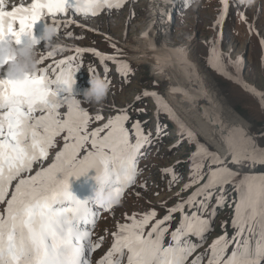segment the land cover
<instances>
[{
  "label": "snow or ice",
  "instance_id": "1",
  "mask_svg": "<svg viewBox=\"0 0 264 264\" xmlns=\"http://www.w3.org/2000/svg\"><path fill=\"white\" fill-rule=\"evenodd\" d=\"M26 2L27 0H20V7L5 12L2 9L9 0H0V44L11 43L13 40L20 44L22 37L33 36L35 26L45 16L51 17L54 24L57 23V17L63 19L70 12L74 16L94 17L106 8L120 9L129 0H85L87 7L83 12L78 7V0H34L30 7L24 6ZM155 2L171 4L173 0H155ZM192 2L193 0H188V6H191ZM220 2L223 13L218 26H222L227 16L229 0H220ZM64 26L71 27V24ZM72 38L68 37V39ZM261 44L264 47V41ZM65 50L56 49L57 52ZM70 51H74L77 57H82L86 50L75 48ZM89 54L95 56L101 64L107 61L116 62L114 58L103 56L98 52ZM48 57L52 58L50 54ZM74 59L75 57L73 60H64L60 64L53 65L51 69L30 77L23 84L0 80V205L8 201L7 219L0 216V264H90L86 253L96 249L91 244L88 226L91 225L94 229L97 214L93 212L92 202H81L72 194L70 181L80 180L81 176L86 177L90 172L95 171L96 181L114 188L122 201L125 192L133 186L138 175L137 155L139 149L147 142L139 124L134 128L138 141L134 147L129 143L128 134L123 128V124L128 119L126 115L110 121L107 129L102 128L92 132L89 138L86 135L91 119L88 113L82 109L72 110L74 102H69L67 95L71 93L75 83L72 74ZM44 63L45 61L42 60L41 64ZM118 67L126 69L127 65H118ZM50 76L54 78L55 83L49 78ZM227 78L231 79V77ZM246 90L257 96L264 106V96L254 89L246 88ZM173 93H176L175 89ZM153 99L157 101L159 107L160 98L153 95ZM65 106L70 111L67 117L62 119L59 109ZM164 108L167 106L164 105ZM167 111L177 123H180L170 109ZM37 113L40 115L37 116ZM102 119V116L96 118L97 122ZM180 127L184 132V126L180 124ZM104 131H108L109 135L105 139H100V133ZM187 134L191 138L192 134ZM61 136L65 137V147L63 152L56 156L55 164L47 171L41 170L35 178L23 179L25 174L32 172L34 165L47 161L49 151L56 147L55 141ZM89 144L96 151H88L81 158V152ZM229 149L231 152V144ZM199 151L207 153V149L203 147ZM205 158L211 159L214 164L223 163L211 154H207ZM244 158L264 164V152ZM193 159L195 160V156ZM233 163H240V160L233 159ZM202 167L201 164L192 169L193 179L197 183L202 178L198 174L202 171ZM224 173L227 177L234 175L227 169H224ZM166 174L171 175V173ZM216 176V172L209 174L207 186L190 198L187 206H193L196 198L200 196L206 200L211 199L207 195L208 189L223 186V183L217 185ZM248 179H258L260 183L255 191L247 185L243 189L245 194L241 203L247 204L244 220L240 224L233 223V227L238 229L237 239L241 243L226 261L223 255H217L214 246L209 264H264V177ZM14 181L18 183L9 200V192L12 191ZM193 186L189 185L185 190ZM184 207L185 205H179L171 209L163 223H168L172 219V214L182 213ZM201 207L203 208V205ZM104 211L111 213L113 209L107 208ZM155 217L156 213L152 212L143 217L140 223H137L133 217L131 228L120 227L121 235L115 238L116 244L101 264H112V257L117 254L120 260L116 264H123L125 252L129 254L128 264H187L188 257L196 249L194 245H189L185 249L180 242L186 239V235H197V233L182 228L172 236L176 247L165 249L163 240L167 229L162 228L160 223L155 225L147 239L144 238V228ZM236 217L239 220L240 209L236 210ZM191 219L195 221L198 217ZM257 219L260 240L253 248L251 241L244 240L243 236L245 230H250V226ZM183 220L187 223L189 217L185 216ZM200 223L204 222L200 221ZM216 243H223V252H227V237ZM194 264H203V257L197 259Z\"/></svg>",
  "mask_w": 264,
  "mask_h": 264
},
{
  "label": "rangeland",
  "instance_id": "2",
  "mask_svg": "<svg viewBox=\"0 0 264 264\" xmlns=\"http://www.w3.org/2000/svg\"><path fill=\"white\" fill-rule=\"evenodd\" d=\"M263 1L264 0H256L254 8H252V6L242 7L243 10L235 6L234 10L231 12L230 18L228 17L226 21L223 22L222 26H218L222 12L217 8V4L214 1H204L190 10L188 16L182 14L185 18L187 17L186 23H177L178 20L175 19V25L170 32L172 39L177 41H189L192 38H196L197 42L194 46L196 53L201 60L206 63L205 66L210 68V73L216 81V84H218V89L220 88L219 90L229 102L230 106L234 110L237 108L247 122H249V137L258 153L264 152V106H262L257 96L246 93L240 83V79L234 80V78H236L235 75L239 77L243 76L244 81L253 88V84H256L260 88H264V63H262V61H264V47H262L261 44L264 36ZM148 4V0H143L138 4H126L122 8L114 11L115 17H102L101 20L102 23L104 22V32L97 26V21L95 22L94 18L91 19L90 25H87V20L89 19H83L80 23L76 24V33L78 37L72 45L73 49L81 45L89 49L98 51L104 50L111 54H115V56L106 57L115 59V63L111 61L108 62L113 66V69L118 74V79L123 83L121 91L110 95L111 99L107 103L112 104V106H107V110L101 111L96 108L101 106L82 104L83 108L90 110V114L88 115L91 119L88 124V133L86 135L91 138L90 134L92 132L102 128L107 129L110 121H115L118 117L126 115L128 119L127 122L123 124V128L128 134L129 143L134 146L137 141L134 128L135 125L139 124L143 137L149 141L151 149L148 160L142 166L141 172H143L145 178H143L141 184L131 192L127 200L116 209L115 213L106 217L101 223L99 230L108 234L109 242L107 248H113L116 244L115 238L120 236V227H132L131 218L134 217L137 223H140L143 217L155 212V219L144 228V235L146 237L152 232V229L157 223H160L162 228L167 229L164 239L172 238V236L182 228H187L190 232H196L197 229L202 230L204 227L209 228L212 235H210L207 240H203L201 244H198L196 248L197 251L194 254V256L197 255L203 257V259H209L212 258L211 245L216 246V253L220 255L223 252L224 244H217L216 242L222 241L224 237H227V250L229 251L230 242L237 238L238 229L233 227V223H243L247 207L246 203H241L242 196L245 194L242 187L247 185L254 191L256 190V186L260 181L258 179H248L255 178V173L250 172L249 169L258 167L259 171L256 174L264 175V164L244 158L242 159L244 164L242 163L241 166L237 165L232 168L230 160L226 159V157H222L223 165L221 167L209 166L211 161L210 159H206L205 156L213 152L217 153L216 147H210L200 135L199 137L191 135L190 138L187 134L189 133L188 131H184L180 135L174 134V131L173 134L168 131L166 116L158 115L159 107L157 101L150 97V95L155 94V91H157L160 95L158 97L165 100V83L158 79L154 80V78L151 77L152 75H149L150 73L145 66H136L135 63L129 60L128 55L125 56L126 59L124 57H116L118 55H125L119 52L121 47L126 48L124 49V53L130 54L128 46L125 47L127 43L123 41L125 32L128 36L126 39L133 42L140 37V34H142L141 32L146 29L147 22L141 27V23L136 20L143 16H148ZM259 8L262 13H259V16H257ZM131 9H136L137 12L142 15L140 17H136V15L131 16L129 21L131 25H129L127 29L126 21ZM141 9H143V12ZM244 10L252 16H257L258 19L250 18L248 21L244 22L242 18ZM215 14H218L216 15L217 20ZM179 20L182 21V18H179ZM100 22L99 20L98 23L100 24ZM83 25L91 27L93 31H95V34H93V32L84 35L87 32V30H85L87 26L81 27ZM80 27L84 34H81ZM138 27H140V30L136 31ZM107 30L111 32L117 40L119 39L121 44L118 43L116 39L114 43L108 42L105 36ZM90 36H93V45L91 42L87 43L86 41ZM213 53H215V55H213ZM245 53L247 59L244 58ZM88 58L90 60L97 59L93 55H90ZM118 65H127V68H121L118 67ZM133 66L145 70L139 75V72L136 71ZM245 66L248 67L246 75L243 74ZM227 67H229L230 71ZM230 72L235 73V75L231 74L233 78L229 75ZM227 77H231V79ZM145 93L149 95L145 96ZM166 104H168V102ZM59 114L61 118L67 117V108H60ZM98 116L103 117L99 122L96 120ZM158 127L157 134L154 130ZM189 129L192 134H197L192 128L189 127ZM108 135V131L101 132L100 139H105ZM117 135L119 134L117 133ZM64 141L65 137L61 136L56 141V147L52 149L49 161L34 165L32 172L30 174H25L22 178H35L41 170L47 171V169L52 166L56 156L63 152V148L65 147ZM197 144H201L203 148L207 149V153L198 155L201 158L203 157L199 160L196 159L197 150L194 147ZM89 150L92 152L96 151L91 148L89 144L85 146L80 155L86 154ZM194 156L195 160L193 159ZM201 164L203 166L202 171L198 174L202 178L199 183H197L193 179L194 173L192 169ZM224 169H227V171L232 170L236 174H241L242 176L233 181L231 180L232 177H227L225 175ZM209 170L216 172L218 177L220 176L217 185L223 183V186L215 187H221V195L224 193V188L230 184H235L240 187L239 197L233 193L229 196V199H227L232 202L233 216L228 214L224 215L222 213L220 208L221 203L220 200H218L219 197L211 196L212 191L207 192V195L211 197L210 200H206L203 196H200L196 198V203L193 206H187L189 199L195 196L200 187L207 186ZM166 173H171V175ZM17 183L18 181H14V187H16ZM189 185L194 186L188 187L187 190H185ZM37 187H39V185H37ZM8 199L10 200L9 197ZM179 205H185L183 212L172 214V219L166 224L163 223L165 218L169 216L170 210ZM201 205H206V208L198 212V209L202 208ZM237 209H240L239 220H237L236 217ZM185 216L189 217L187 223L183 220ZM193 217H198V219L193 221L191 219ZM200 221L204 223L201 224ZM255 225H258L255 237L249 236V230H245L244 232L246 241H251L253 248H255V245L260 240V229L257 220L250 226V229ZM207 233V235H209L208 231ZM187 240H192L193 244L186 243L185 241ZM169 243H173V241L170 240ZM180 244L182 247L187 248L189 245L197 244V242L194 235H186V239L182 240Z\"/></svg>",
  "mask_w": 264,
  "mask_h": 264
},
{
  "label": "bare ground",
  "instance_id": "3",
  "mask_svg": "<svg viewBox=\"0 0 264 264\" xmlns=\"http://www.w3.org/2000/svg\"><path fill=\"white\" fill-rule=\"evenodd\" d=\"M154 19L155 14H151L136 20L141 23V27L145 22L147 25L141 36L133 41L138 48L128 45L129 60L136 66L150 64L149 60L157 65L159 74L156 79L166 85L167 100L173 109L170 110L171 113L179 114L190 128L211 142L222 157L228 159L233 150L237 149L250 156L259 154L249 137V123L230 106L207 66L196 53V38L190 44L187 40H174L166 31L170 24L169 17L166 14L161 15V24L151 28L150 23ZM138 30L140 27L136 29ZM81 33L84 34L83 31ZM147 36L151 40L152 51L148 50ZM169 41L176 43L175 49L164 47V42ZM179 122L182 123L180 120Z\"/></svg>",
  "mask_w": 264,
  "mask_h": 264
},
{
  "label": "clouds",
  "instance_id": "4",
  "mask_svg": "<svg viewBox=\"0 0 264 264\" xmlns=\"http://www.w3.org/2000/svg\"><path fill=\"white\" fill-rule=\"evenodd\" d=\"M198 3L202 0H197ZM242 7H249L256 3V0H239ZM78 7L81 12L86 10L85 0H78ZM59 36V30L53 23H48L45 28L42 40L31 36L27 46L17 47L15 40L11 43L0 44V74L5 76V80L12 84L26 83L30 77L35 76L40 71L43 56L39 51V46L43 42L48 48L55 46ZM264 63V61H262ZM90 75V74H89ZM90 88L83 92V100L77 99L73 94L76 83L72 86L71 99L76 104H88L92 106H102L108 99L110 93L109 82L100 77L90 75ZM98 190L93 194L92 203L99 209H115L121 205L114 188L106 183L98 182Z\"/></svg>",
  "mask_w": 264,
  "mask_h": 264
},
{
  "label": "trees",
  "instance_id": "5",
  "mask_svg": "<svg viewBox=\"0 0 264 264\" xmlns=\"http://www.w3.org/2000/svg\"><path fill=\"white\" fill-rule=\"evenodd\" d=\"M231 192H234V191H233V189H232V191H231Z\"/></svg>",
  "mask_w": 264,
  "mask_h": 264
}]
</instances>
